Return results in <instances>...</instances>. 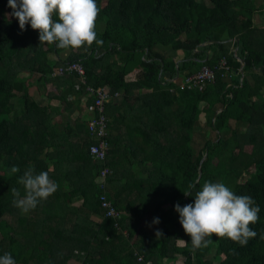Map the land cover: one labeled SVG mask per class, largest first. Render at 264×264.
<instances>
[{
  "label": "trees",
  "instance_id": "1",
  "mask_svg": "<svg viewBox=\"0 0 264 264\" xmlns=\"http://www.w3.org/2000/svg\"><path fill=\"white\" fill-rule=\"evenodd\" d=\"M97 5L96 32L103 44L74 50L40 45L38 30L27 25L22 31L9 15L8 0H0V255L11 253L16 264H163L179 254L186 257L183 264H264V0H97ZM258 15L263 17L261 24ZM234 38L239 39L233 42L237 53L227 42L201 45ZM179 52L184 55L178 62ZM224 56L233 77H224L219 70L203 90L180 89L184 75L204 64L214 66ZM77 60L84 64L89 84L106 87L112 94L121 92L120 100L114 97L107 103L109 141L128 145L146 174L136 179L134 204L140 207L142 199L147 206L143 212H132L139 221L138 235L124 212L120 225L129 236L104 215L99 200L102 164L89 153L95 139L87 116L74 122L77 133H84L81 146H71L84 164L65 171L89 187L82 188L85 211L73 217L56 212L63 197L67 204L71 200L61 182L75 179H56L63 175L47 164V137L63 135L55 117L72 108L69 95L81 98L86 93L76 88L75 73H52ZM135 68L140 69L137 78L128 80ZM24 72L60 87L56 95L60 107L38 103ZM18 103L22 114L13 116ZM203 111L205 123L200 120ZM197 141L201 148L196 153ZM67 143L63 138L59 147L67 148ZM12 166L20 171L12 174ZM29 167L37 174L48 172L58 190L21 214L10 189L18 188L23 195L18 179ZM207 181L222 182L237 195L251 196L259 206V220L250 225L257 236L245 246L214 236L208 247L191 251V238L175 205L194 203L195 193ZM47 209L55 214H47ZM147 216L151 222L160 220L153 230ZM157 230L163 235L156 236Z\"/></svg>",
  "mask_w": 264,
  "mask_h": 264
},
{
  "label": "clouds",
  "instance_id": "2",
  "mask_svg": "<svg viewBox=\"0 0 264 264\" xmlns=\"http://www.w3.org/2000/svg\"><path fill=\"white\" fill-rule=\"evenodd\" d=\"M8 7L12 9L9 15L18 20L22 31L27 30V25L38 30L40 45L55 44L59 49L75 50L90 48L94 42L103 44L96 32L97 0H8ZM10 171L14 174L20 169L12 166ZM18 184L23 187V195L15 187L10 192L21 214L34 210L58 190V184L48 172L37 174L33 167L23 172ZM184 194L192 196L190 192ZM175 211L184 232L191 238L193 254L208 247L214 236L228 238L241 246L257 236L250 225L259 220V206L251 196L237 195L222 182H204L195 193L194 203L183 207L177 203ZM152 223L159 224V218H154ZM159 235L163 233L157 230L156 236ZM0 264H16V260L6 252L0 255Z\"/></svg>",
  "mask_w": 264,
  "mask_h": 264
},
{
  "label": "crops",
  "instance_id": "3",
  "mask_svg": "<svg viewBox=\"0 0 264 264\" xmlns=\"http://www.w3.org/2000/svg\"><path fill=\"white\" fill-rule=\"evenodd\" d=\"M236 39H229L227 40V45L231 48H234V41ZM236 48H234L235 51ZM103 50H100V54L102 55ZM180 59L178 62L183 58V53L179 52ZM133 68V67H132ZM139 68L131 69V72L127 75L128 80H135L137 78ZM23 75L25 77H28V84H29V91L30 94L36 99L38 103L41 105H51L54 107H60L61 101L56 97V95L60 94V87L52 82H44V81H38L39 74L31 75L27 72H24ZM119 92V91H118ZM118 96H115V99H121V92ZM89 96L87 94H84L81 98H78L76 94H70L69 100L70 102H73L72 108L68 111H64L63 114H56L55 122L57 123L59 127V131H61L63 134L60 138L56 136L55 133H53L52 137L48 136L47 140L50 141V146L46 148V161L47 164L50 165L51 171L59 170V172L63 176H57L56 179H75V180H65L62 181V191L64 193H68L71 200L69 199V204L66 203V200L62 199V204L60 206V209H57L56 212H60L62 215H69L70 217H73L75 213L77 212H84L85 208L83 206L84 202V196L82 194V188L87 189L89 191V187L85 185V182H81L77 179L78 176L68 177L65 175V171L68 168L72 167H82L84 164V160L77 154H74L71 151V146L79 145L81 136L84 134L82 131L80 133H77V129H75V121L76 118L80 117H88L91 119V117L94 115L93 110V104H89L88 102ZM205 105L203 103L202 107ZM17 110L14 111L13 116L22 114V107L21 104H17ZM206 112L203 111L201 113V123H205L206 121ZM63 138H66L67 148L64 146L59 147V142L63 141ZM110 142V141H109ZM110 148L111 153L109 154L107 158V164L112 169V173L108 177V183H107V191L110 194L112 200L118 204V207H120V211L123 214H127L128 217H131L130 223H131V230L136 231L138 235V230L140 229L138 227L137 217L133 216L132 212L134 210H139L140 212H143L146 207H143V200L141 199L140 207L137 208V206L134 204V199L136 198V192L138 193L137 188L139 186H136L138 182L136 181L137 176H141V179L146 176V174L143 172L142 168L138 166V163H136V159L133 155L130 154V148L128 145H125L122 141L112 144L110 142ZM94 160V159H93ZM59 162V164H58ZM101 169V168H100ZM141 170V171H140ZM88 171V179L91 177V171ZM100 174V173H99ZM54 179V178H51ZM100 179V177H99ZM143 181L140 183V188L142 190L143 188ZM143 198V194H142ZM130 205V207H129ZM131 208V209H130ZM54 213L55 211L52 209L49 211L47 209L48 213ZM93 218L96 221H100L101 217L93 215ZM148 221V216H147ZM146 222L143 220V224ZM147 224V223H146ZM148 226L151 230L154 229V225L149 219ZM148 229V227H146ZM149 230V229H148ZM125 235L129 236L128 229H123ZM135 234V233H134ZM132 244V242L130 241ZM181 244H184L183 241L180 242ZM207 257L210 258L209 254ZM186 260V257L182 254H179L176 258L173 259H166L163 261V264H183Z\"/></svg>",
  "mask_w": 264,
  "mask_h": 264
},
{
  "label": "built area",
  "instance_id": "4",
  "mask_svg": "<svg viewBox=\"0 0 264 264\" xmlns=\"http://www.w3.org/2000/svg\"><path fill=\"white\" fill-rule=\"evenodd\" d=\"M222 71L224 77H233V70L227 57H222L218 64L210 66L204 64L198 71L184 75L178 82L180 89L203 90L207 84L215 81L218 71ZM65 73H75L78 76V83L76 88L83 89L85 93L93 99L94 115L88 122V127L94 137V141L89 146V153L91 157L102 164L100 169L99 186L101 193L99 200L101 207L104 211L105 217H110L114 220V225L120 229V220L122 213L119 208L114 204L107 191L108 177L112 173V169L107 164V158L110 154L109 142V117L107 115V103L110 99L118 96L120 93L116 91L111 93L106 87H96L88 82L87 71L81 61H71L66 64L56 67L53 75H63ZM143 256H139L142 260ZM150 264V261L148 262Z\"/></svg>",
  "mask_w": 264,
  "mask_h": 264
},
{
  "label": "rangeland",
  "instance_id": "5",
  "mask_svg": "<svg viewBox=\"0 0 264 264\" xmlns=\"http://www.w3.org/2000/svg\"><path fill=\"white\" fill-rule=\"evenodd\" d=\"M257 2L259 3V2H261V0H257ZM257 19H258L257 22H258L259 24H261V23L263 22V20H262L263 17H261V16L258 15V16H257ZM21 107H22V105H21ZM243 128H244V127H243ZM200 136L202 137V135L199 134V135L197 136V139H198L200 142H202V141L200 140ZM200 142L197 141L196 144H195V145H196V148H195L196 153H197V152L200 150V148H201V146H200L201 143H200ZM199 146H200V147H199ZM214 252H215V247H214V248L212 247V248L208 251V254H209V256H210V259L213 258V256H214Z\"/></svg>",
  "mask_w": 264,
  "mask_h": 264
},
{
  "label": "water",
  "instance_id": "6",
  "mask_svg": "<svg viewBox=\"0 0 264 264\" xmlns=\"http://www.w3.org/2000/svg\"><path fill=\"white\" fill-rule=\"evenodd\" d=\"M234 39H236L237 41H239L238 38H234ZM234 39H233V40H234ZM227 40H229V39H227ZM227 40H211V41H209V42H203V43H201V45H206V44H208V43H217V42H222V43H223V42H226ZM237 51H238V46H237L236 49H235V52H236V53H237ZM243 66H244V63H242L241 68H240V71H241L242 73H243ZM178 78H179V74L176 76L175 79H178ZM216 115H217V113L215 114L213 120H215ZM205 157H206V155L202 158L201 163H200V166H201L202 162L205 160Z\"/></svg>",
  "mask_w": 264,
  "mask_h": 264
}]
</instances>
